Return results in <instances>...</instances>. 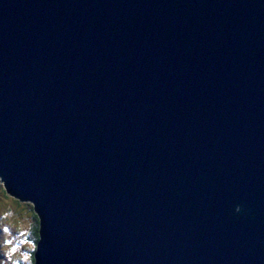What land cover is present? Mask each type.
Returning a JSON list of instances; mask_svg holds the SVG:
<instances>
[{
    "label": "water",
    "instance_id": "95a60500",
    "mask_svg": "<svg viewBox=\"0 0 264 264\" xmlns=\"http://www.w3.org/2000/svg\"><path fill=\"white\" fill-rule=\"evenodd\" d=\"M0 183L34 264H264V0H0Z\"/></svg>",
    "mask_w": 264,
    "mask_h": 264
},
{
    "label": "rangeland",
    "instance_id": "374dc122",
    "mask_svg": "<svg viewBox=\"0 0 264 264\" xmlns=\"http://www.w3.org/2000/svg\"><path fill=\"white\" fill-rule=\"evenodd\" d=\"M9 197L0 183V264H28L37 245L28 229L33 212L27 209L28 203Z\"/></svg>",
    "mask_w": 264,
    "mask_h": 264
},
{
    "label": "trees",
    "instance_id": "16d2710c",
    "mask_svg": "<svg viewBox=\"0 0 264 264\" xmlns=\"http://www.w3.org/2000/svg\"><path fill=\"white\" fill-rule=\"evenodd\" d=\"M10 198V197H9ZM11 199V198H10ZM16 202H18L19 204L21 203V202H19V201H16ZM28 205V208L27 209H29V210H31L30 212H33L32 211V206L31 205H29V203L27 204ZM28 210V211H29ZM30 221H31V224L29 225V234H30V239H32V241H33V244L35 243V245H36V243H37V241H38V227H39V219H38V217L34 214V212L33 213H31V216H30ZM1 227V226H0ZM34 264V256L33 255H31V260L28 262V264Z\"/></svg>",
    "mask_w": 264,
    "mask_h": 264
}]
</instances>
